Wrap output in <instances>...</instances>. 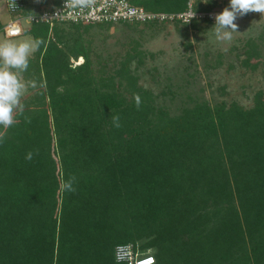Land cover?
Wrapping results in <instances>:
<instances>
[{"label": "trees", "instance_id": "16d2710c", "mask_svg": "<svg viewBox=\"0 0 264 264\" xmlns=\"http://www.w3.org/2000/svg\"><path fill=\"white\" fill-rule=\"evenodd\" d=\"M188 1L152 0L144 8L183 11ZM113 24L27 30L43 43L19 73L30 91L23 114L0 126V264H126L115 258L126 243L154 264H264V89L249 106L186 93L173 107L172 82L159 92L142 83L139 68L154 54L139 40L119 57L95 51L91 30ZM118 24L142 34L174 26L192 49L190 29L215 23ZM262 56L252 37L237 55L249 71H264ZM222 64L219 57L205 67ZM71 176L76 191L61 192Z\"/></svg>", "mask_w": 264, "mask_h": 264}, {"label": "rangeland", "instance_id": "374dc122", "mask_svg": "<svg viewBox=\"0 0 264 264\" xmlns=\"http://www.w3.org/2000/svg\"><path fill=\"white\" fill-rule=\"evenodd\" d=\"M148 1L152 0H131V3L144 7ZM166 6L165 8H168L169 5ZM153 8L163 9L158 7V4L153 5ZM234 22L238 27L237 31L231 33V40L218 39L215 29L212 28L214 24L197 30L190 29L192 49L185 47V37L174 26H169L155 34L151 31L142 34L138 29L114 23L110 29L94 28L91 32L94 34L95 51L104 58L110 55H123L134 44L132 40H139L141 49L154 54V56L147 55L145 64L139 68L142 83L159 92L172 82L173 88L177 91L173 107L183 105L181 100H186V93L193 96L199 94L213 101L236 99L241 104L249 106L252 104L254 93L261 88L264 89L263 65L257 71H249L241 66L237 55L242 53L245 41L252 37L260 43L264 62V42L260 37L264 35V14L258 13ZM25 40L35 39L31 32L14 38H6L0 33V42ZM33 54L34 52L30 56ZM219 57L223 61L219 68L205 67L208 61L215 63ZM229 63L235 65L233 69L228 68ZM18 77L26 84L23 96L30 94L25 78L19 73ZM167 77H170V80ZM224 87L226 94L222 96Z\"/></svg>", "mask_w": 264, "mask_h": 264}, {"label": "built area", "instance_id": "2783aa9c", "mask_svg": "<svg viewBox=\"0 0 264 264\" xmlns=\"http://www.w3.org/2000/svg\"><path fill=\"white\" fill-rule=\"evenodd\" d=\"M17 7L10 8L6 0L7 9L11 15L3 31L7 37L23 35L34 24L45 23L53 27L56 23H165L180 20L191 23L193 20H211L215 23V14L223 11L225 7L208 10H197L193 0L183 11H151L131 0H87L84 4L74 3V0H61L57 4H45L43 0H15ZM195 15L191 18V14ZM249 12L236 19L256 15ZM117 262L126 264H154L156 258L151 254H141L134 244H118L115 247Z\"/></svg>", "mask_w": 264, "mask_h": 264}, {"label": "clouds", "instance_id": "9594fccd", "mask_svg": "<svg viewBox=\"0 0 264 264\" xmlns=\"http://www.w3.org/2000/svg\"><path fill=\"white\" fill-rule=\"evenodd\" d=\"M87 0H74V3L84 4ZM10 8L17 7L15 0H8ZM249 12L264 14V0H229L228 7L222 12L215 14V24L212 28L218 39L231 40V33L237 31V24L234 22L239 17ZM195 12L191 14V18ZM211 28V29H212ZM26 33V32H25ZM42 40L34 41H3L0 42V126L7 129L16 123L14 113L17 111L23 114L24 105L21 100L26 91V84L21 82L18 73H23L29 68L30 55L39 50ZM80 59L83 60L81 57ZM79 59V60H80ZM32 88L37 87L35 81H30ZM136 108L139 110L141 98L134 96ZM112 123L115 128H120V117L112 116ZM5 134L0 132V143H3ZM38 154V153H37ZM33 153L28 152L25 159L31 161ZM76 177L71 176L60 184V191L65 193H74Z\"/></svg>", "mask_w": 264, "mask_h": 264}, {"label": "crops", "instance_id": "0c3cea01", "mask_svg": "<svg viewBox=\"0 0 264 264\" xmlns=\"http://www.w3.org/2000/svg\"><path fill=\"white\" fill-rule=\"evenodd\" d=\"M61 0H43L45 4H57ZM194 7L196 8V0H193ZM228 4V3H227ZM10 13L6 6V0H0V33H3L6 38H14V37H7L3 31L5 24L10 20ZM28 32V31H27ZM19 37V36H17Z\"/></svg>", "mask_w": 264, "mask_h": 264}]
</instances>
